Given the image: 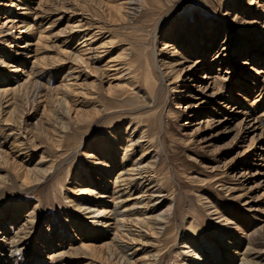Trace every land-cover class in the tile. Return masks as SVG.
Wrapping results in <instances>:
<instances>
[{
    "label": "rangeland",
    "instance_id": "374dc122",
    "mask_svg": "<svg viewBox=\"0 0 264 264\" xmlns=\"http://www.w3.org/2000/svg\"><path fill=\"white\" fill-rule=\"evenodd\" d=\"M0 110V264H264V0H0Z\"/></svg>",
    "mask_w": 264,
    "mask_h": 264
},
{
    "label": "bare ground",
    "instance_id": "6f19581e",
    "mask_svg": "<svg viewBox=\"0 0 264 264\" xmlns=\"http://www.w3.org/2000/svg\"><path fill=\"white\" fill-rule=\"evenodd\" d=\"M27 25H28V23H27ZM27 25L25 24V26H27ZM30 27H31V26L29 25V26L26 28V30H27L28 32L30 31V30H29ZM87 46H88V45H87ZM24 50H25V49H24ZM90 50H91V48H88L87 51H90ZM25 55H28V51H27V49L25 50ZM25 58H26V56H25ZM88 59H89V58H88ZM96 59H97V58H96ZM33 67H34V66H33ZM33 71H34V70H33ZM11 83L14 85V84H15V81H12ZM39 85H40V84H39ZM29 86H30V85H29ZM39 87H40V86H39ZM11 90H12V89H11ZM8 91H9V90H8ZM38 91H39V89L37 90V92H38ZM42 91H43V90H42ZM15 92H16V91H15ZM47 92H48V91H46V93H47ZM2 93H3V92H2ZM11 93H12V92H11ZM3 94H4V93H3ZM6 95H7V94H6ZM6 95H5V96H6ZM8 95H9V92H8ZM3 96H4V95H3ZM31 96H32V94H31ZM36 96H37V95H36ZM257 102H258V101H257ZM0 111H1V110H0ZM1 114H2V113H1ZM1 114H0V118H2ZM10 117H11V116H10ZM3 118L5 119V117H3ZM8 119H9V118H8ZM0 120H1V119H0ZM2 120H3V119H2ZM7 121H8V120H7ZM1 122H2V121H1ZM3 123H4V122H3ZM12 123H13V121H12ZM12 123H11V124H12ZM4 125H5V124H4ZM6 125H7V124H6ZM251 128H253V130H256V129L254 128V125H252ZM10 129H11V128H10ZM43 129H44V128H43ZM11 130H12V129H11ZM261 137H262V136H261ZM261 137H260V138H261ZM9 139H10V138H9ZM17 140H18V139H17ZM17 140H14V142H16ZM260 140H261V139H260ZM18 141H19V140H18ZM263 143H264V142H263ZM12 145H13V144H12ZM20 146H21V145H20ZM24 147H25V146H24ZM26 150H27V149H26ZM1 159H2V157H1ZM2 160H3V159H2ZM2 160H1V161H2ZM3 162H4V161H3ZM139 162H140V161H139ZM131 167H132V170H130V171H126V170L123 169V170L121 171V172H122V175L118 176L117 178H118V179H121V181L124 182V183H125L126 181L129 180V181L127 182V184H128L129 182L132 181V177L130 176V173H134V171H137V172H136L137 175H140V176H141V175H142V176L144 175L145 172L143 171V169H141V168L137 165V163H136V164H132ZM41 171H42V170H41ZM123 171H124V172H123ZM132 171H133V172H132ZM123 175H126L127 177H129L128 180L122 179V176H123ZM29 176H30V175H29ZM32 176H33V175H32ZM42 176H43V175H42ZM33 178H34V177H33ZM38 179H40V178H38ZM37 182H38V181H37ZM113 186H114L115 189H117V187H119L118 182H116V181L113 182ZM114 188H113V189H114ZM120 188H121V187H120ZM118 189H119V188H118ZM125 191H126V190H123V189H122L121 191L118 190V192H121V194L119 195V197H120V196H123V195L125 194ZM102 194H104V193H102ZM117 200H118V199H117ZM94 206H95V205H94ZM92 207H93V206H92ZM99 209H100V208H99ZM102 209H103V208H102ZM102 209H100L101 212H98V211H99V210H98V211H97L98 213L96 212V210H95V211L92 210L93 213L95 214V217H92V218H94V219H96V220H97L98 218H101V219H102V216H101V215H102ZM85 212H87L88 215H89L90 213H92V212L90 211L89 207L86 208V211H85ZM120 214H121V213H120ZM105 216H106V215H105ZM118 216H119V215H118ZM106 217H107V216H106ZM155 218H156V217H155ZM96 220H95V221H96ZM154 220H156V219H154ZM120 221H121V220H120ZM160 221H161V220H159V222H160ZM106 222H107V221H106ZM106 224H107V223H106ZM122 224H123V223H122ZM140 224H141V223H140ZM157 224H158V223H157ZM156 226H157V225H156ZM156 228H157V227H156ZM127 230H128V229H127ZM140 232H141V231H140ZM128 234H129V233H128ZM132 234H134V233H132ZM137 234H139V233H137ZM144 236H145V235H144ZM130 237H131V236H130ZM132 238H133V237H132ZM130 239H131V238H130ZM134 239H136V238H134ZM136 240H138V239H136ZM134 241H135V240H134ZM37 264H38V263H37Z\"/></svg>",
    "mask_w": 264,
    "mask_h": 264
}]
</instances>
